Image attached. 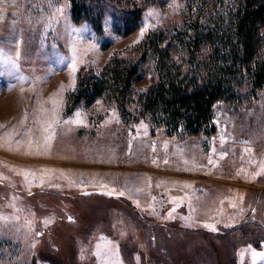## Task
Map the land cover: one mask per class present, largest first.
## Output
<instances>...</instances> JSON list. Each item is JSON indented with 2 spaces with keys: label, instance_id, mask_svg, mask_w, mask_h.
I'll return each mask as SVG.
<instances>
[{
  "label": "rangeland",
  "instance_id": "374dc122",
  "mask_svg": "<svg viewBox=\"0 0 264 264\" xmlns=\"http://www.w3.org/2000/svg\"><path fill=\"white\" fill-rule=\"evenodd\" d=\"M2 2L0 264H264V88L217 103L213 134L124 120L108 96L69 109L197 0H101L100 32L71 0Z\"/></svg>",
  "mask_w": 264,
  "mask_h": 264
},
{
  "label": "trees",
  "instance_id": "16d2710c",
  "mask_svg": "<svg viewBox=\"0 0 264 264\" xmlns=\"http://www.w3.org/2000/svg\"><path fill=\"white\" fill-rule=\"evenodd\" d=\"M101 0H71L77 22L102 30ZM141 8L125 19L127 33ZM137 58H112L100 73L81 78L69 95L70 110L108 96L124 120L148 119L170 134H213L214 107L238 105L264 88V0H197L192 14L173 28L150 33ZM152 71L145 90L139 83Z\"/></svg>",
  "mask_w": 264,
  "mask_h": 264
},
{
  "label": "crops",
  "instance_id": "0c3cea01",
  "mask_svg": "<svg viewBox=\"0 0 264 264\" xmlns=\"http://www.w3.org/2000/svg\"><path fill=\"white\" fill-rule=\"evenodd\" d=\"M2 1H3V0H0V5L3 3Z\"/></svg>",
  "mask_w": 264,
  "mask_h": 264
}]
</instances>
